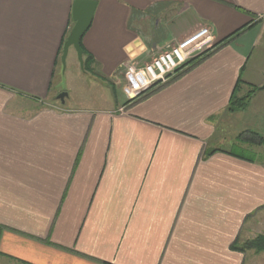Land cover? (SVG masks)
<instances>
[{
    "label": "crops",
    "instance_id": "0c3cea01",
    "mask_svg": "<svg viewBox=\"0 0 264 264\" xmlns=\"http://www.w3.org/2000/svg\"><path fill=\"white\" fill-rule=\"evenodd\" d=\"M72 2L0 0V264H244L233 246L264 223V163L215 146L226 115L263 128L228 106L264 52V0H97L81 39L91 78L124 80L129 60L200 28L214 45L250 24L249 47L231 37L130 102L126 89L59 107Z\"/></svg>",
    "mask_w": 264,
    "mask_h": 264
},
{
    "label": "rangeland",
    "instance_id": "374dc122",
    "mask_svg": "<svg viewBox=\"0 0 264 264\" xmlns=\"http://www.w3.org/2000/svg\"><path fill=\"white\" fill-rule=\"evenodd\" d=\"M102 2L99 10L102 9ZM146 31V33H148L149 30ZM249 31L250 30L245 31V33H242V35L238 37V40H242L246 43V47H249ZM143 33L145 32L143 31ZM145 37L149 46L152 47V35L145 34ZM155 37V40H158L159 43H162L165 39V36L161 35V31H157ZM167 39L168 38H166V40ZM153 49H151V52L149 51L147 55H142L141 58H146L147 61H150L156 57L160 50L165 49V47ZM262 72H264V52L254 49L242 72V79L248 78L251 84H253L251 86H249L250 84H246V89H244L240 97L250 91L252 86L253 88L261 87V85H254H257L255 83H258L259 75L262 74ZM126 89L127 85L122 78H116L115 81L109 83L108 80L105 79L88 77V75L85 74V71L81 69L77 54L73 47H71L68 51L64 67L61 66L59 59L57 74L51 86V98L48 102L54 103V105L59 107H77L78 105H89V103L92 102L100 104L99 102L101 101V98L104 100L105 98L108 100H115L117 98L122 101L124 99ZM63 92L67 93V97L65 98L64 103L61 104L55 98L58 94ZM253 96L250 100L251 102H249L247 106L248 114L251 117H255V121L252 120V123L256 122L255 125L263 127L257 132L255 131V133H258L260 137L264 138V90L258 89ZM228 116L229 115H226V118H224L222 123V126L226 127L228 135L226 139H224L220 144H217L215 147L217 149L230 151L247 159H255L259 163H264V144L257 145L256 143L244 140V137L248 136L249 131H254L251 129V126H249L250 124L246 117H244V115L241 116V119L240 117H230V120L228 119ZM262 224L263 225L260 224L261 227L258 226L255 228L256 230H253V234H260L264 232V223ZM245 241L247 240L242 239L239 244H242ZM251 254L254 253H252V251L245 252L246 259L244 264H264V253L256 255L255 259L249 258Z\"/></svg>",
    "mask_w": 264,
    "mask_h": 264
},
{
    "label": "built area",
    "instance_id": "2783aa9c",
    "mask_svg": "<svg viewBox=\"0 0 264 264\" xmlns=\"http://www.w3.org/2000/svg\"><path fill=\"white\" fill-rule=\"evenodd\" d=\"M211 47L209 29L200 28L183 40L165 46V49L160 50L150 61L141 56L129 60L120 69L127 85L128 100H136L157 82L165 83L176 69L204 54Z\"/></svg>",
    "mask_w": 264,
    "mask_h": 264
},
{
    "label": "trees",
    "instance_id": "16d2710c",
    "mask_svg": "<svg viewBox=\"0 0 264 264\" xmlns=\"http://www.w3.org/2000/svg\"><path fill=\"white\" fill-rule=\"evenodd\" d=\"M248 27L250 28V24L247 25V26H244L243 28H241V29H239L237 31H235L233 34L229 35L224 40H222V41H220V42L212 45V47L209 50H207L204 54H202V55H200V56H198V57H196V58H194L192 60H189L183 66H181L180 68L176 69L174 73L178 74L183 69L190 68V67L194 66L200 60H202L206 55H208L219 44L223 43L224 41H226L227 39H229L231 37H237L238 35H240V33H242L243 30L248 29ZM69 32H70V30L68 31L66 37L68 36ZM66 37H65V39L61 43V47H60V50H59V59H60L61 52H62V46H63V43L66 40ZM80 45H81V42H80ZM81 49L83 50V52H84L83 53V56L85 57V60H83V65H84L83 69H84V71H89V67L87 65L91 61V56L87 55V53L82 48V46H81ZM58 63H59V61H58ZM170 77H171V75L168 76L167 79L169 80ZM167 81L165 83H167ZM165 83L157 82V83L153 84L146 91H144L138 98H141L144 94L150 92L152 90V88L157 87V86H160V85L162 86V84H165ZM240 83H242V82H241V80L239 78L237 80L236 86H235V88L233 90V93L231 95V98H230V102H229V106H228V111L231 112V113H240V112H243L247 108V106H248L250 100L252 99V96L254 95V93L256 91H258V89L260 88V87L253 88V86H252V89H250V91H248L244 96L238 97L237 96V93H238V88L240 86ZM247 85H249V84H247ZM249 86H251V85H249ZM130 101L131 100H129V102ZM247 139H249L251 141V143H257L258 145L264 144V138L260 137L258 134L253 133V132H248ZM235 156L242 157L240 155H235ZM233 250H237V251H239L241 253H245L246 251H252L255 255L264 253V232L263 233H260V234H257L253 238H251V239L243 242L242 244H239L236 247L234 245L233 246Z\"/></svg>",
    "mask_w": 264,
    "mask_h": 264
},
{
    "label": "water",
    "instance_id": "95a60500",
    "mask_svg": "<svg viewBox=\"0 0 264 264\" xmlns=\"http://www.w3.org/2000/svg\"><path fill=\"white\" fill-rule=\"evenodd\" d=\"M97 4V0H73L71 6V20L73 25L62 46V52L60 56V63L62 67L65 65V60L69 49L73 47L77 54L80 67L83 69L84 52L81 49L80 42L81 38L87 32L92 23ZM259 89L264 90V84ZM66 97L67 93L63 92L58 94L55 99L63 104Z\"/></svg>",
    "mask_w": 264,
    "mask_h": 264
}]
</instances>
